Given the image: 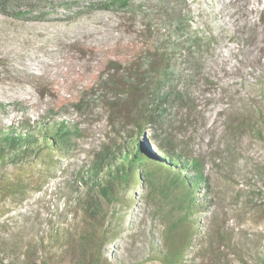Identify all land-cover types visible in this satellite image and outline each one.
<instances>
[{
	"label": "rangeland",
	"instance_id": "1",
	"mask_svg": "<svg viewBox=\"0 0 264 264\" xmlns=\"http://www.w3.org/2000/svg\"><path fill=\"white\" fill-rule=\"evenodd\" d=\"M95 1L0 4V126L66 120L77 124L82 134L76 150L57 160L61 169L56 172H48L51 167L47 169L39 158L0 168V184L23 180L31 189H42L29 190L19 203L0 193V264H69L65 246L50 244L51 228L41 224L35 235L30 220L23 218L37 216L40 222L52 218L58 228L75 231L76 243L84 216L63 181L88 164L103 145L118 143L123 136L116 133L118 122L109 107L112 90L103 88L98 78L104 81L113 73L108 66L112 54L125 43L140 42L142 27L126 14L88 11ZM192 1L196 26L209 30L216 42L204 74L190 86L195 108L174 109L167 131L185 153L202 159L208 179V192L196 193L203 207L185 263L257 264L256 258L264 257V134L255 137L238 125L244 110L250 119L254 111L264 113V0ZM31 8L24 18L10 14ZM124 110L119 107V113ZM128 187L121 192L127 197L121 206L103 205L98 231L102 238L106 234L99 240L101 263L160 264L154 254L161 247L162 227L144 197L148 187ZM113 209L120 220L109 217ZM11 224L26 232L23 242L18 236L10 239ZM210 244L211 252L205 253Z\"/></svg>",
	"mask_w": 264,
	"mask_h": 264
},
{
	"label": "trees",
	"instance_id": "2",
	"mask_svg": "<svg viewBox=\"0 0 264 264\" xmlns=\"http://www.w3.org/2000/svg\"><path fill=\"white\" fill-rule=\"evenodd\" d=\"M17 1L0 0V4L13 2L16 6ZM192 2L97 0L88 6V11L126 14L139 21L142 29L138 35L140 42L125 43L112 54L108 66L113 73L107 74L104 81L102 77L98 78L99 83L104 82L103 88L112 90L113 100L109 107L113 108L112 115L118 122L116 133H123V136H119L118 143L113 141L115 144L103 145L93 153L88 164L72 171L69 181H63L62 186L70 190L76 210H81L84 216L82 224L85 226L76 236V243L75 231L58 228L52 218L41 222L37 216L23 218L24 222L30 220L35 235L37 227L48 225L51 228L48 234L50 244L60 249L65 246L63 253L68 256L69 264L101 263L99 240L105 239L106 234L103 233L102 238L98 231L104 219L103 205L117 203L121 206L125 203L127 197L121 192L127 190L129 184L133 185L132 188L148 187L144 197L159 218L161 247L156 250L154 258L160 264H186V251L196 234V216L203 207L202 201L197 202L196 193L199 190L208 192V179L202 159L193 153H185L177 140L169 139L167 131L174 109L195 108L190 86L204 74L205 63L216 42L209 30L196 26ZM27 5L32 6L31 3ZM33 10L10 14L20 18ZM261 94L264 98V92ZM261 106L264 109V102ZM119 107L126 111L119 113ZM248 116L251 115L244 110L238 128H248V132L262 138L264 113L254 111V118ZM129 127L131 131L127 130ZM163 134L165 138L160 137ZM81 135L77 124L66 120L45 119L33 126L27 122L0 126V168L39 158L47 169L51 167L48 172H56L61 169L57 160L66 159L71 151L76 150V141ZM144 136L148 142H144ZM12 181L0 184V193L5 200L19 203L29 190H42L40 187L31 189L23 180ZM80 188L83 190L79 191ZM128 200L134 202L132 197ZM114 211L109 217L120 220ZM11 226L8 231L10 239L18 236L23 242L26 232L19 225ZM211 236L208 242H211ZM39 242L41 244L42 240ZM210 248L212 244L204 248L205 253H210ZM30 254L28 250L26 255ZM256 259L257 264H264V257Z\"/></svg>",
	"mask_w": 264,
	"mask_h": 264
}]
</instances>
